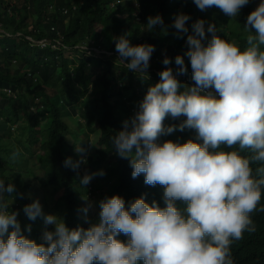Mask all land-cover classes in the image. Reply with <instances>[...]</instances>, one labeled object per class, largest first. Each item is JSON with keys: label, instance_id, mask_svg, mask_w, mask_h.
Instances as JSON below:
<instances>
[{"label": "clouds", "instance_id": "clouds-1", "mask_svg": "<svg viewBox=\"0 0 264 264\" xmlns=\"http://www.w3.org/2000/svg\"><path fill=\"white\" fill-rule=\"evenodd\" d=\"M164 2V10L146 13V19H141L140 3L132 0L133 21L127 27L130 42H138L147 29L172 17L174 0ZM122 3L124 0H113L110 5ZM178 3L181 9L184 4L200 10L216 6L230 19L241 6L250 12L240 44L217 35L214 25L201 18L191 23L189 32L185 24L188 14L177 13L172 21L174 35L185 34L187 49L183 54L178 50L173 61L164 56L161 63L165 66L160 70L149 64L154 45L130 44L127 33L114 38V48L126 69L146 73L147 78H152L154 71L159 80L154 77L157 82L147 87L133 116L111 137V144L118 156L128 158L133 178L142 173L145 184L162 186L163 206L155 200L149 204L142 194L125 207L124 199L112 194L95 198L99 205L97 212L92 207L98 213L95 222L86 223L89 209L79 226H66L64 209H59L62 219L50 213L54 206H45L43 213L38 198L27 199L29 203L22 206L26 217L41 216L45 225L37 243L21 232L18 220L24 215L16 219V211H8L10 197L3 193H12L14 185H5L0 178V264H234L233 242L244 232L255 230L250 213H264V204H259L264 189V0ZM97 31L100 26L92 32ZM43 40V47L37 42L40 48H57V42ZM70 45L73 47L66 48L64 56L73 66L87 57L92 60L95 50L104 60L96 47L85 51L93 45L75 41ZM71 48L79 50L77 55ZM80 55L82 59H71ZM107 55L117 61L112 51ZM5 93L12 95L9 90ZM166 115L184 118L175 125H164ZM186 127L195 130L194 139L188 134L182 143L158 140L161 134ZM16 153L14 150L12 157ZM83 159L66 157L63 163L75 169ZM79 172L83 173L80 168ZM97 174L102 175L103 170L85 173L81 185ZM60 190L53 191L52 197ZM38 192L43 198V192ZM82 197L91 198L90 194ZM29 228L25 225V231Z\"/></svg>", "mask_w": 264, "mask_h": 264}, {"label": "trees", "instance_id": "trees-1", "mask_svg": "<svg viewBox=\"0 0 264 264\" xmlns=\"http://www.w3.org/2000/svg\"><path fill=\"white\" fill-rule=\"evenodd\" d=\"M112 1L0 0V178L7 182L5 185L8 181L14 185L13 192H5L3 196L13 199L9 202L8 211H16V219L24 213L22 205L29 203V198H41L43 213L48 205L64 209L66 226H79L88 217L91 198L80 199L88 193L95 202V198L118 194L124 199L125 207L129 201L143 194L149 204L155 200L163 206L162 186L145 184L142 173L133 178L128 158L118 156L111 144V137L136 111L147 90L143 89V84L152 85L159 80L154 71L151 72L152 78L144 75L140 78V74L126 69L114 48V38L127 33L130 44L146 42L154 45L149 64H152L151 69L160 70L165 66L161 63L164 56L173 61L178 50L183 54L187 49L185 34L174 35L176 30L172 21L177 13L188 14L185 24L189 32L191 23L201 18L214 25L217 35L240 44L243 42L242 26L250 12L248 7L241 6L236 17L230 19L216 6L200 10L195 5L184 4L183 11L179 7L180 0H174L172 17H165L167 21H162L152 30L147 29L139 36L138 42L132 43L127 28L133 21L130 14L132 0L111 6ZM137 1L141 19H146V13L155 14L166 8L165 0ZM95 26H100V31L93 33ZM134 31L138 32V26ZM205 35L208 37L210 34L206 32ZM38 39L53 40L57 42V48H40ZM71 41L93 45L104 60L94 64L91 57H87L83 63L73 66L64 56L65 49L73 47ZM78 51L71 48L73 55ZM110 51L114 53L116 62L113 56L107 55ZM188 69L191 70L189 65ZM154 77H157L156 82ZM136 80L139 81L136 89H140V95L134 88ZM8 90L12 95L5 93ZM183 118L166 115L163 121L167 124L164 125H175ZM188 134L195 138L194 129L174 128L171 133L161 134L158 140L179 141ZM14 150L17 153L12 157ZM66 157L73 161L79 157L84 159L73 169L64 165ZM81 164L83 173L79 172ZM97 169H102L103 174L93 175L87 184L81 185V176ZM38 190L43 192V198ZM59 190V195L53 198L52 192ZM94 201L92 207L97 212ZM259 204H264V189ZM85 205H88L86 212L83 211ZM23 215L18 220L21 232L39 243L45 227L42 217L29 220ZM250 215L255 230L244 232L239 240L233 242L236 248L230 250L234 264H264V213L260 215L253 210ZM25 225L30 226L28 232ZM120 235L126 239L124 234Z\"/></svg>", "mask_w": 264, "mask_h": 264}, {"label": "rangeland", "instance_id": "rangeland-1", "mask_svg": "<svg viewBox=\"0 0 264 264\" xmlns=\"http://www.w3.org/2000/svg\"><path fill=\"white\" fill-rule=\"evenodd\" d=\"M46 43V42H44V40L42 39V40H39V44H40V46L41 47H43V45L44 44H41V43ZM92 49H95V47H90L89 49H87V46H86V48H85V51H90V50H92ZM97 51L95 50V56H93V58H92V63H94V64H98L99 62H100V59H99V57H98V55H97ZM86 56H88V54H89V52L87 53V52H85L84 53ZM67 56L69 57V55L67 54ZM82 55H80V56H78V57H72L71 59H73V60H75V59H82L83 58V56L81 57ZM115 60V59H114ZM12 64H15L14 62L12 63ZM13 68H14V65H12V66H10V70L12 71L13 70ZM143 75L144 76H146V78L148 77V74H146V73H143ZM143 75H139V77L140 76H143ZM178 81H182V79H178ZM135 82V83H134ZM133 83H134V88L136 89L137 87H139V85H138V83H136V82H139L138 80H136V81H134ZM148 86H150V83H144L143 84V89H147V87ZM137 90V92H138V94L140 95V89H136ZM167 124V123H166ZM67 125H69L68 123H67ZM93 137V138H92ZM186 139H188V138H186V137H184L183 139H181L180 141H178V142H180V143H182V142H184ZM94 140V136H93V134H92V136H91V141H93ZM80 170H84V167L81 165L80 167ZM86 169L87 168H85V171H86ZM94 189V187L92 188V190ZM98 189V188H97ZM97 193V192H96ZM90 197H91V195H90ZM99 197V196H98ZM92 198V197H91ZM103 197H100V199H102ZM41 198H39V199H37L38 200V202L40 203V205H42V200H40ZM86 199V197H81V200H85ZM99 199V200H100ZM30 202L33 200V198H29L28 199ZM179 202V201H178ZM53 209L50 211V213H52V214H55V215H57L58 217H61L62 219H63V216H62V214H61V212L59 211V207H52ZM89 209H90V212H91V216H90V219L88 220V221H86V223H92V222H95L97 219H98V213H95L94 212V210L92 209V201L90 202V204H89ZM96 209L99 211V205H98V202H96Z\"/></svg>", "mask_w": 264, "mask_h": 264}, {"label": "bare ground", "instance_id": "bare-ground-1", "mask_svg": "<svg viewBox=\"0 0 264 264\" xmlns=\"http://www.w3.org/2000/svg\"><path fill=\"white\" fill-rule=\"evenodd\" d=\"M30 20V19H29ZM32 22V21H31ZM28 38V37H27ZM47 38V37H46ZM29 39V38H28ZM31 39V38H30ZM34 39V38H33ZM30 42V41H29ZM32 42V41H31ZM34 43V42H33ZM31 45V44H30ZM37 45V44H36ZM46 48V47H45ZM48 48V47H47ZM40 49V48H39ZM88 51V50H87ZM46 54V53H45ZM47 55V54H46ZM57 55H59V54H57ZM48 56V55H47ZM54 56V55H53ZM60 56V55H59ZM82 57V56H81ZM48 58V57H47ZM50 59H51V57H49ZM34 59H35V57H34ZM38 59H40V58H38ZM37 59V60H38ZM45 59H46V57H45ZM47 60V59H46ZM60 60V59H59ZM36 61V60H35ZM63 61H64V59H63ZM38 62V61H37ZM64 63V62H63ZM52 64V63H51ZM53 65V64H52ZM41 66V65H40ZM54 67V66H53ZM64 67V66H63ZM69 67H70V65H69ZM49 68V67H48ZM58 68V67H57ZM70 69V68H69ZM57 70V69H56ZM71 70V69H70ZM66 71V70H65ZM61 72V71H60ZM30 76V75H29ZM36 111H37V109H35ZM70 112V111H69ZM9 113V112H8ZM71 117V116H70ZM73 118V117H72ZM77 118V117H76ZM4 119V118H3ZM19 123V122H18ZM13 124V123H12ZM17 125H19V124H17ZM22 127V126H21ZM13 129V128H12ZM13 132V131H12ZM93 133V132H92ZM98 137V136H97ZM93 138V137H92ZM96 140V139H95ZM89 143V142H88ZM98 158H99V156H98ZM1 162V161H0ZM82 163V162H81ZM100 163V162H99ZM99 163H98V165H99ZM85 164V163H84ZM101 168V167H100ZM98 170V169H97ZM96 171V170H95ZM94 171V172H95ZM19 174H21V173H19ZM23 175V174H22ZM21 175V176H22ZM80 175V174H79ZM9 176V175H8ZM20 176V177H21ZM5 177V176H4ZM15 177H17L18 178V175H16ZM14 179V178H13ZM21 179V178H20ZM100 179V178H99ZM98 179V180H99ZM6 180V179H5ZM29 180V179H28ZM12 181V180H11ZM101 181V180H100ZM8 182H10V181H8ZM5 183H7V182H5ZM23 185H25V184H23ZM28 185V184H27ZM90 185V184H89ZM102 185V184H101ZM24 187V186H23ZM25 187H26V185H25ZM78 187V186H77ZM76 187V188H77ZM81 188V187H80ZM79 188V189H80ZM21 189V188H20ZM23 189V188H22ZM78 189V188H77ZM76 191H78V190H76ZM83 192V191H82ZM91 192V191H90ZM95 192V191H94ZM80 193V192H79ZM89 194V193H88ZM83 195V194H82ZM86 195V194H85ZM11 196V195H10ZM14 197V196H13ZM17 199V198H16ZM10 200H13V199H10ZM15 200V199H14ZM16 201V200H15ZM24 202V201H23ZM13 204V203H12ZM23 206V205H22ZM13 210V209H12ZM24 214V213H23ZM26 217V216H25ZM24 217V218H25ZM27 218V217H26ZM29 221V220H28ZM30 222V221H29ZM22 225V224H21ZM24 226V225H23ZM21 227V226H20ZM24 228V227H23ZM45 228V227H44ZM22 229V228H21ZM27 232H28V230H27ZM24 233V232H23ZM33 234V233H32ZM26 235V234H25ZM28 237V236H27Z\"/></svg>", "mask_w": 264, "mask_h": 264}]
</instances>
